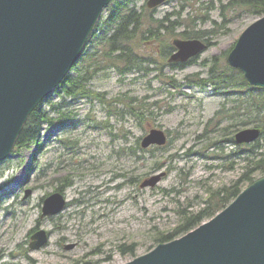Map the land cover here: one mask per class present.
Here are the masks:
<instances>
[{"label": "rangeland", "instance_id": "rangeland-1", "mask_svg": "<svg viewBox=\"0 0 264 264\" xmlns=\"http://www.w3.org/2000/svg\"><path fill=\"white\" fill-rule=\"evenodd\" d=\"M228 1L168 0L152 10L154 18L172 12L186 18L174 37L188 29L209 31V46L190 63L167 67L158 57V42L132 39V51L155 63L121 74L110 64L89 66L81 57L69 75L91 71L87 95L69 96L57 88L43 100L34 139L0 161V264H124L158 244L155 233L175 227L182 211L201 208L208 189L238 178L245 154H230L237 145L208 147L205 136L219 137L218 131L205 135V126L226 100V110L237 106L254 114L247 106L264 89L239 93L225 84L186 81L223 67L239 34L259 17L225 9ZM115 3L136 12L145 8V0H111L92 35L107 34L104 21ZM151 127L165 131L166 144L139 148ZM159 173L154 186L140 187ZM53 192L65 206L41 216L42 200ZM39 229L47 239L30 249L29 237Z\"/></svg>", "mask_w": 264, "mask_h": 264}, {"label": "water", "instance_id": "water-1", "mask_svg": "<svg viewBox=\"0 0 264 264\" xmlns=\"http://www.w3.org/2000/svg\"><path fill=\"white\" fill-rule=\"evenodd\" d=\"M111 0H0V161L10 153L30 113L66 77ZM167 0H146L148 8ZM169 61L185 62L206 47L199 39L173 38ZM253 86L264 88V15L249 24L226 56ZM259 136L255 127L235 132L236 144ZM166 135L150 128L140 146H161ZM162 173L144 179L154 186ZM28 193V192H27ZM58 192L43 199L41 216L63 209ZM47 239L44 230L30 235L29 248ZM124 264H264V176L255 180L221 211L186 234L158 243Z\"/></svg>", "mask_w": 264, "mask_h": 264}, {"label": "trees", "instance_id": "trees-1", "mask_svg": "<svg viewBox=\"0 0 264 264\" xmlns=\"http://www.w3.org/2000/svg\"><path fill=\"white\" fill-rule=\"evenodd\" d=\"M224 8L231 11L243 10L250 14L261 16L264 15V0H229L225 3ZM152 10L145 9L143 12H136L134 8H126L122 4L115 3L112 11L109 12L105 19V23L108 26V32L105 35L94 36L91 35L88 46L92 45L91 52L82 55L81 60L85 63L88 62L89 66L95 63L110 64L115 66L116 69L124 74L131 70L142 69V64L155 63V59L144 58L134 53L130 47V41L137 39L142 44L145 42L155 41L159 43V50L157 51L158 57L162 64L171 68H180L185 64L190 63L194 59L189 60L187 63H168L167 57L172 52L173 47L169 38L176 35L175 29L178 25H182L186 18H181V12H172V16H175L172 21L169 20L171 14H165L161 18H154L151 14ZM143 17V18H142ZM148 25H147V24ZM132 25L131 28H129ZM162 31V33H161ZM207 30L188 29L179 32L178 35L182 38H199L203 39L207 46L210 42L208 40ZM94 36V37H93ZM93 37V38H92ZM154 45V44H153ZM90 50V49H89ZM101 61L103 63H101ZM217 61V58H213L212 64ZM91 71H84L75 77L68 75L65 80L58 87L65 95L69 96H83L87 95L85 90V82L91 78ZM89 73V74H88ZM188 84H197L204 87L206 84L211 83L217 87V84H225L226 86L237 92H242L245 89L249 92L253 90H260L249 86L239 71L230 68L225 62L223 67L210 69L208 76L205 78H199L196 76L193 80L191 78L186 79ZM225 87V86H224ZM234 88V89H233ZM225 92V91H224ZM262 94L251 97V101L248 104V108H254V114L251 111L240 112L236 108L237 106L230 107V110H226L225 106L227 100L220 104V108L217 109L213 116L207 121L205 130L206 134L218 131L217 137L214 141L213 137H206L208 139V147H214L222 149V143L234 145L233 133L239 128L253 125L260 130L259 137H264V92ZM223 94V93H221ZM130 112L133 115H140L135 111L133 107H130ZM240 116H246L244 120H236ZM40 106L30 115L25 127L19 134L16 146L27 145L29 140L34 139L33 129L36 128L39 122L42 120ZM48 120V119H47ZM242 146V151L240 150ZM236 146L238 151L230 150V154H245L243 159V171L240 173L237 179L231 181L227 185H222L215 189H208L206 191L208 199L205 204L196 211L181 213L180 222L176 224L170 231H162L155 233L154 241L157 243L166 242L174 239L189 230L193 229L201 222L211 218L219 210L224 208L245 186L252 183L255 179L264 176V143H260V139H257L254 143L248 145ZM121 251L129 247L121 246Z\"/></svg>", "mask_w": 264, "mask_h": 264}]
</instances>
